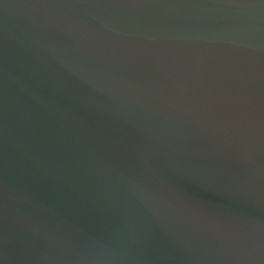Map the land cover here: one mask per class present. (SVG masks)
<instances>
[{
  "label": "water",
  "instance_id": "water-1",
  "mask_svg": "<svg viewBox=\"0 0 264 264\" xmlns=\"http://www.w3.org/2000/svg\"><path fill=\"white\" fill-rule=\"evenodd\" d=\"M0 264H264V0H0Z\"/></svg>",
  "mask_w": 264,
  "mask_h": 264
}]
</instances>
